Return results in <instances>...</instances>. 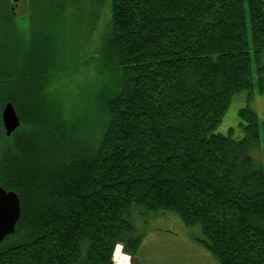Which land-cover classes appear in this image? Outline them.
Masks as SVG:
<instances>
[{
	"label": "trees",
	"instance_id": "obj_1",
	"mask_svg": "<svg viewBox=\"0 0 264 264\" xmlns=\"http://www.w3.org/2000/svg\"><path fill=\"white\" fill-rule=\"evenodd\" d=\"M83 2L27 0L20 26L0 0V187L21 205L0 264L126 263L143 212L200 227L219 264H264V169L250 155L264 122L247 107L242 139L217 132L233 96L254 91L264 1L90 0L109 3L98 55L120 78L98 137L54 90L76 62L64 29ZM9 103L21 125L7 137Z\"/></svg>",
	"mask_w": 264,
	"mask_h": 264
},
{
	"label": "rangeland",
	"instance_id": "obj_2",
	"mask_svg": "<svg viewBox=\"0 0 264 264\" xmlns=\"http://www.w3.org/2000/svg\"><path fill=\"white\" fill-rule=\"evenodd\" d=\"M85 7H75L70 15V25L64 29L71 59L76 60L69 67L65 81L54 85L57 98L64 101L66 109H77V115L86 120L87 134L100 136L105 113L103 102L113 96L119 87L120 78L111 67L102 64L99 52L110 27V8L106 3L97 8L90 0H82ZM92 1V0H91ZM264 1V0H263ZM248 9V0H245ZM27 0H20L15 6L17 24H28ZM94 11V12H93ZM252 56V75L254 91L250 95L242 91L233 96L218 133L228 135L234 130V138L242 139L244 130L240 126V110L249 107L264 122V52L257 55L253 49L249 32ZM263 79V80H262ZM255 163L264 169V136L261 143L250 150ZM136 233L141 244L133 260L129 255L126 263L114 264H219L217 258L200 243L203 239L200 227H186L174 214L169 212L158 215L145 212L134 221ZM123 252V251H122ZM124 253V252H123Z\"/></svg>",
	"mask_w": 264,
	"mask_h": 264
},
{
	"label": "water",
	"instance_id": "obj_3",
	"mask_svg": "<svg viewBox=\"0 0 264 264\" xmlns=\"http://www.w3.org/2000/svg\"><path fill=\"white\" fill-rule=\"evenodd\" d=\"M20 0H12L14 7ZM3 126L7 137H10L21 125L15 108L7 104L2 113ZM21 216L19 197L14 192H7L0 187V244L7 236L15 232Z\"/></svg>",
	"mask_w": 264,
	"mask_h": 264
},
{
	"label": "flooded vegetation",
	"instance_id": "obj_4",
	"mask_svg": "<svg viewBox=\"0 0 264 264\" xmlns=\"http://www.w3.org/2000/svg\"><path fill=\"white\" fill-rule=\"evenodd\" d=\"M16 6H17V5H16ZM10 10H11V11H14V10H15L14 5L10 6ZM14 14H15V13H14Z\"/></svg>",
	"mask_w": 264,
	"mask_h": 264
}]
</instances>
